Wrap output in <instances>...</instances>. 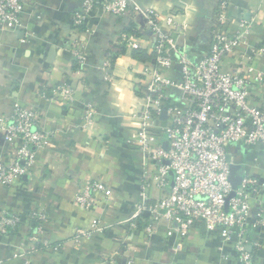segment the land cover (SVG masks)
Here are the masks:
<instances>
[{"label":"crops","instance_id":"obj_1","mask_svg":"<svg viewBox=\"0 0 264 264\" xmlns=\"http://www.w3.org/2000/svg\"><path fill=\"white\" fill-rule=\"evenodd\" d=\"M85 1L24 0L22 29H0V124L9 121L14 105L20 103L39 111L41 128L53 133L28 175L14 187L0 185V219L5 213L27 218L33 210L43 211L49 217L45 237L51 244L61 245L57 252L39 248L24 257L30 249L25 222L16 233L0 234V264H26L27 260L31 264H127L129 259L134 264H240L233 244L204 226L183 238L175 232L169 235L165 223L152 235L143 231L147 222L135 232L127 223L139 199L144 160L141 152L129 148L127 140L138 127L133 116L144 104L141 72L153 60V36L131 11L109 16L99 7L77 29L74 13ZM134 1L154 9L164 20L171 12L180 13L178 21L190 28L185 37L175 38L193 62L209 51L222 2L228 7V28L234 31L242 18L253 24L250 46L264 45V0ZM124 34L138 37L142 48L132 51L124 47ZM80 50L87 60L77 74L74 52ZM238 55L227 58L224 67L237 66ZM105 62L111 64L109 82L99 69ZM65 83L75 90L73 105L53 98V91ZM254 97H258L256 92ZM89 109L95 113L94 124L84 129L82 120ZM10 150L0 131V158ZM228 151L233 164L240 167L239 175L264 182V151L237 146ZM92 180L109 184L113 198L110 203L99 202L89 214L76 204L75 195ZM151 194L159 197L154 189ZM252 203L257 205L256 200ZM93 218L108 228L92 239L74 242V229L89 228ZM256 235L261 238L256 264H264V230ZM179 243L183 250L176 252Z\"/></svg>","mask_w":264,"mask_h":264},{"label":"built area","instance_id":"obj_2","mask_svg":"<svg viewBox=\"0 0 264 264\" xmlns=\"http://www.w3.org/2000/svg\"><path fill=\"white\" fill-rule=\"evenodd\" d=\"M98 7L109 16H124L131 11L153 36V60L141 72L144 104L133 116L138 127L127 140L129 148L144 157L139 199L127 222L130 228L135 232L147 222L143 231L152 235L165 223L169 235L175 232L186 238L197 226H204L233 244L240 264H256L261 248L260 235L256 234L264 230V182L244 175L234 190L230 180L233 156L228 151L230 146L264 151V65H259L264 61V45L250 46L253 24L241 18L236 29L230 30L228 7L222 2L209 51L193 62L175 38L185 37L190 28L178 21L179 12H171L164 20L154 9L134 0H86L74 13V26H83ZM24 12V0H0V29H22ZM122 44L132 51L142 48L133 34H124ZM235 53H239L238 65L226 69V59ZM74 58L76 73L81 74L86 54L75 51ZM110 66L105 62L99 68L107 82ZM53 98L73 105L75 90L62 84L53 91ZM164 110L166 120L162 119ZM94 119L93 110H87L82 127L92 126ZM42 120L39 111L16 103L9 121L0 124L11 149L8 156L0 158L1 186L14 187L28 175L37 153L53 138V133L41 128ZM153 189L159 193L156 199L151 194ZM112 198L109 184L92 180L80 186L75 202L91 214L99 202L110 203ZM48 220V214L40 210L31 211L27 218L5 213L0 219V234L16 233L26 222L25 240L30 249L24 257L39 248L57 252L61 245L51 244L45 237ZM107 228L93 218L89 228H75L72 239L80 243ZM182 250L183 244H177L176 252ZM26 264L31 263L27 260ZM127 264H134V260L129 259Z\"/></svg>","mask_w":264,"mask_h":264},{"label":"water","instance_id":"obj_3","mask_svg":"<svg viewBox=\"0 0 264 264\" xmlns=\"http://www.w3.org/2000/svg\"><path fill=\"white\" fill-rule=\"evenodd\" d=\"M162 119L166 120V110H164V112H163ZM228 160H230V156L228 157ZM239 171H240L239 166L231 165L230 180L233 184L234 190H236L239 187V185L241 184V181H242V176L238 174ZM172 176H173V174H172ZM234 195H235V193L232 194V197Z\"/></svg>","mask_w":264,"mask_h":264}]
</instances>
